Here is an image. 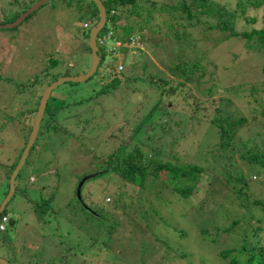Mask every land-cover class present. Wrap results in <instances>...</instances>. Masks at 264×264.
Instances as JSON below:
<instances>
[{
    "label": "rangeland",
    "instance_id": "374dc122",
    "mask_svg": "<svg viewBox=\"0 0 264 264\" xmlns=\"http://www.w3.org/2000/svg\"><path fill=\"white\" fill-rule=\"evenodd\" d=\"M12 1L0 0V23L4 15L9 16L7 19L10 20L11 13L5 9H10L8 2ZM53 1L56 2L53 6L55 9L46 3L32 12L29 19L18 26V29L0 30V204L7 194H4L3 186L9 183L5 172L9 168L8 165L16 162L26 145L28 138L23 136L25 127L22 128V124L26 120L32 127L35 114L31 116L30 113H36L39 92L41 96L47 85L60 77L84 74L91 62L90 53L85 50V46L88 31L97 23L95 14L90 13L94 12V9L83 7L84 3L79 4L77 0L72 3H69L71 0ZM150 1H155L156 7L160 2L174 3V0ZM224 2L234 4L236 0ZM118 13L125 18L126 26L130 21L133 24L135 18L127 8L118 10ZM161 14L163 16L157 13L144 24L143 33L139 26L135 33L137 36L144 34L146 38L157 36V43L161 44V48L148 49L134 64L128 61H131L130 56L128 60L124 59V70L120 73L124 78L112 73L116 62L123 59L120 58V53L119 58H115L111 53L108 55L103 51L104 64L99 66L92 77L82 83H64L52 92L37 139L31 147L33 149L16 176L15 183L19 188H16L17 192L5 207L6 216L2 219L8 220L4 224L5 231H0L1 259L9 264H52L65 256L68 247L80 242L82 232H98L91 224V216L85 211L86 203H80L77 199L76 188L79 181L85 176L99 173L97 178L85 181L81 195L88 201L100 202L103 199L109 205L112 202L109 194L104 198L101 195L102 188L113 183L107 181L108 173L102 170L105 156L111 150H118L121 141L128 142L129 148L137 144L144 154L150 149L148 144L156 142L151 139L156 140L157 134L163 135L168 131L171 136L165 137L167 141L158 140L155 144L158 147L155 149L161 150L164 156L169 153L176 154L180 163L205 166L197 187L186 201L172 200L160 204V209L175 220L166 219L162 223L163 226L160 225L151 236L146 232L143 243L138 244V240L133 237L134 233L140 237L139 227L131 226L121 232L132 238H129L133 242L132 248L126 240L116 245L103 242L100 247L102 250L104 247H110V253L104 252L98 257L89 256L85 264H138L140 253L146 246L153 243L156 250L162 242L179 244L187 251L190 258L183 264H227L226 260L220 257V251L237 245L233 231L222 230L235 219L234 214L239 213L237 209H233V215L226 218L229 209L227 206L243 194L242 184L231 180L226 187L222 181L229 174L228 170L238 176L243 174L245 178L255 177L257 182L249 183L248 198L241 201L248 203L249 198L264 199V168L242 161V148L238 150V140L242 139V135L247 137L258 131V134L264 136V117L248 110L250 105L244 103L249 102L251 97L248 90L244 91L242 98H239L238 102L235 100L234 105H229L230 109L226 108L221 114L231 123V141L225 146L224 153L225 150H221L218 145V131L210 123V119L207 121L203 116L191 117V109L184 105L181 97L173 98L172 102H169L166 97H160V89L153 84L157 80L170 79L169 70L172 65L189 64L186 60L196 55V49L204 50L215 66L210 65L202 73L203 78L199 82L190 84L192 91L195 92L198 83V88H204L217 79L224 85H240L242 89L262 85L260 90L263 96L258 98L264 106V79L257 77L258 69L255 71L264 65V53L242 41L239 42L240 48H237L235 38L224 41V35L217 31L205 33L208 41L195 39V36L201 35L204 27L194 26L193 34L189 36L191 44L177 57L173 51L175 39L169 29L172 22L165 13ZM263 14L262 9L252 8L247 11L248 16L256 18L258 28ZM237 18L234 25L236 30L240 31L242 19ZM84 22L89 23L88 29L83 28ZM160 28L162 31L158 33L161 36L159 38L157 32ZM105 31L106 27L98 33V38H101ZM122 33L123 30L120 29L119 34ZM181 37L183 38V35ZM108 44L111 48L112 41L109 40ZM141 46L143 47L142 44ZM228 48L238 55L237 61L240 60V64L252 69L251 73H242L241 80H229L236 69H225L226 66H231L230 55L225 52ZM50 57H59L55 69L58 71V77L55 80L51 74L44 76L43 73L48 67ZM209 74L211 81L206 84L204 81ZM45 77L47 80H42ZM114 77L121 81L114 82ZM36 83L39 86L35 87ZM168 83L171 84L167 80V86ZM195 94L201 99H209L207 104H203L209 108L214 106L216 97L223 96L222 89L218 95ZM160 99L165 105L159 104ZM234 106L238 108L235 120L241 117L240 114L247 117L246 128H242V124L234 122L228 115L235 112ZM41 134L44 136H40ZM165 136H168V133ZM260 150L264 153V140ZM32 178L34 180L30 181ZM130 193L131 190L128 189V194ZM163 196L178 197L167 191ZM179 199L184 200L180 197ZM145 209L147 208L142 207L139 210L142 220L145 218ZM251 209L255 217L262 216L260 206H253ZM179 210L182 211L181 216L177 214ZM100 211L111 214L109 210ZM120 212L121 210H113L112 213ZM122 213L123 215H120L125 218L123 229L129 220L143 225L139 224L135 217L137 210L131 213L125 209ZM80 224L84 228H80ZM177 227L183 230L177 233ZM121 232L119 230L114 234L116 241L119 239L116 234L121 235ZM182 234L186 237H180ZM79 247L80 245L76 250ZM35 251L36 259L32 257ZM154 256L155 253L151 257ZM145 264L156 262L146 259Z\"/></svg>",
    "mask_w": 264,
    "mask_h": 264
},
{
    "label": "trees",
    "instance_id": "16d2710c",
    "mask_svg": "<svg viewBox=\"0 0 264 264\" xmlns=\"http://www.w3.org/2000/svg\"><path fill=\"white\" fill-rule=\"evenodd\" d=\"M36 1L37 0H13L12 2H8L11 7H8L10 9L6 8L5 10L10 11L11 18L8 20L7 18L9 16L4 15V19L0 24L15 21L20 14L26 11ZM50 1L48 3L52 5L51 7L53 9H55L53 6L56 2L53 0ZM77 1L79 4L80 2L84 3L83 7H90L94 9V12L90 13L93 15L95 14L98 21V12L91 0H89V2H85V0ZM72 2L73 0L69 3ZM101 2L107 13V22L104 26L106 27V31L102 33L101 38H98L99 36L97 35L98 45H100L99 43L104 42V38L109 31L114 32L116 37L118 33V38L121 42H128V40L130 41V38L134 39L131 35H135L138 26L143 33L144 24H146L152 16L154 18L157 13L163 16L161 13H165L167 15L166 17L172 22L169 29L173 32L175 39V48L173 51L176 53L177 57H180V53L184 51L185 47L188 44H191L189 31L192 30L194 26L204 27L205 33H210L212 30L217 31L221 35H224V41L235 38L237 48H240L239 42L242 41V43L244 42L247 46L253 47V49L264 53V14L263 18L260 19L259 28L257 27L258 24L256 23V18L247 15V11L252 8L264 10V0H236L234 4H229L224 2V0H174V3L160 2L158 7H156L155 1L151 2L150 0H101ZM14 6L16 7L14 8ZM125 8H127L131 15L135 18L133 24L132 21H130L127 26L125 24V18H122L118 13V10H123ZM143 8L145 13H143ZM30 16L31 14L24 21L29 19ZM236 16L242 19V28L240 31H237L234 25L238 19ZM157 19H159L158 16ZM22 23L20 25H22ZM104 27L102 28L103 30ZM15 28L18 29V27ZM120 29L123 30L121 35L117 32L118 30L120 31ZM161 31L162 30L160 28L158 33ZM182 35L183 38L181 37ZM158 36L159 38L161 37L159 34ZM136 38V43L142 44L145 49H150L152 47L161 48V44L158 45L157 43V36L152 37L151 35L146 38L144 37V34H141ZM149 39L151 40L145 41ZM85 48V50L89 52L87 45ZM100 51L101 54H103L104 49L100 47ZM123 52H125V50H123ZM225 52L230 55L231 62V66H226L225 69H236V71L232 70L234 74L229 80H241L242 73L246 74L252 72L250 67L247 68L245 64L239 63L240 60L237 61L238 55L235 54L231 48H228ZM195 53L196 55H194L192 59L186 60L189 64L172 65L169 70L171 78H167V80L171 82V84L168 83L169 86L166 85L167 80H157L153 85L160 89V97H166L169 102H172L173 98L181 97L184 101V105L190 107L192 113L191 117L197 116L200 118V116H203L207 121L210 119V123L213 124L218 131V145H220L221 150H225L224 153H226L225 146L231 141V123L230 120L221 116L223 110H226V108L230 109L228 106L234 105L235 100L238 102V99L243 96L242 93L248 90V94L251 99L246 103H244V99H242V102L250 105L248 110L254 113H259L261 117H264V106L258 98L263 96L260 90L262 85H253L247 89H242L240 88V85H224L220 83L219 79H217L214 83H211L210 86L204 88H198V83L194 92L192 91L190 84L194 81L199 82V80L203 78L202 73L208 69L210 65H212V67L215 66L211 63L213 60H210L206 56L204 50L198 51L196 49ZM123 58L128 60L129 56L124 54ZM128 61L130 62V60ZM58 62L59 57H50V62L47 65L48 67L43 70L44 76L51 74V77H54L55 80L58 77V71L55 70L58 66ZM257 69V77L260 80L264 79V65L256 68L255 71ZM119 77L124 78L122 74H120ZM45 79L47 80V77L42 80ZM180 79L183 81H180ZM112 80L118 83L121 81L120 79H117V77ZM209 81H211L210 74L204 82L207 84ZM112 84L114 87L116 86L114 83ZM37 86H39V84L36 83L35 87ZM221 89L223 96L220 95L219 98L216 97L213 104L214 106L211 108L203 105L207 104L209 99H201L200 96L195 94L198 93L203 96H211L212 94L218 95L220 94ZM34 96H36L35 93ZM38 98H40V92L38 94ZM159 104L165 105L163 104L162 99H160ZM240 106H242V103H240ZM234 110L235 112L227 114L231 116V119H233L234 122L242 124V128H246L245 123L247 122V117L240 114L241 117L238 120H235L236 114H238V108L234 106ZM30 114L31 116L34 115L35 111ZM26 122L27 121L25 120V124H22V128L23 126L25 127L23 129V136L27 139L31 131V125H29V121L27 122L28 124ZM167 133L168 136H165ZM40 136H44V134H41ZM170 136L171 133L168 131L163 135L157 134L156 140L151 139V141L156 142L148 144L151 150L149 149V151L144 152V154L141 153L140 147L137 144L129 148L128 142L121 141L122 143L120 142L118 150L115 149L113 152L111 150V152L105 156V159L103 160L105 163H102L104 164L102 170L108 173L109 178L107 181H112L113 183H111L110 186L102 188L101 195L102 198H104V196L109 194L112 198V202L108 205L103 201V199L99 202L95 200L88 201L84 198V196L82 198L81 189L85 181L80 189L79 199L80 203H86L85 211H87V213L91 216L90 218L93 221L91 224L98 229V232H82L80 242L76 243L75 246L68 247L65 256H62L63 258L54 261L52 264H85L87 262V258H90L89 256L98 257L100 254H104V252L110 253V247H104V250L100 247L103 242L116 245L126 240L128 246L132 248L133 242L130 241L132 238L123 235L121 232L122 230L127 228L130 229L131 226L135 228L139 227L140 237H137L136 233L133 234V237L135 240H138V244H141L145 240L146 236L144 234L146 232H149L151 236L152 233H155L156 229L159 228L166 219L175 220L174 217L169 218L165 212L160 209V204L164 201L171 202L172 200L177 202L186 201V199L189 198L197 187L201 175L204 173L206 168L205 166L196 164L180 163L176 154L169 153L164 156L161 150L157 151V149H155L158 147L155 145L158 140H161L162 142L167 141L165 137L169 138ZM263 137L264 136H262L261 133L258 134V131H256L253 135H248L247 137L246 135L245 137L242 135V139L238 140V150L242 148V161L249 163L251 166H261L264 168V153L260 150L263 145ZM127 141L129 140L127 139ZM160 147H162V145H160ZM231 148L236 149L234 147ZM32 149L33 148L30 150ZM19 158L20 155L18 156L16 162H18ZM16 162L8 165L9 168H7V171L5 172L7 180L9 179L10 173L16 166ZM228 173L229 174L224 177L222 183L226 187L229 185L231 180L238 184H242V194L245 197L242 195V197H238L235 202H230L227 206L229 209L227 211L228 214L226 218L233 215L231 213L233 212V209H237L239 213L234 214L235 219H232L229 226L223 228L222 232L233 231L237 246H232V248L222 250L219 255L223 260H226L227 264H264V199L250 200L249 198L248 203L241 201V199L248 198L247 196L250 191L249 183L257 181L256 179H251L250 176L245 178L243 174H240L239 176L236 173L231 174L229 170ZM98 175L99 173L95 174V177ZM3 187L5 194L8 191L9 185L6 184ZM16 188L19 187H16L15 183V190ZM128 189L131 190L130 194H128ZM166 191L168 193L172 192L178 197H164L163 194ZM15 192L17 191H14V193ZM179 197L184 200H180ZM253 206H260L262 208L261 217H255L253 215L251 209ZM142 207L147 208L145 209V218L143 220L140 218L141 213L139 212ZM116 209L121 210V212L113 214V210L117 212ZM125 209L129 210L131 213L133 210H137L138 214L135 215V217L138 219V223H143V225L140 226L129 220L126 222V227L123 229V220L125 218L121 215H123L122 212ZM100 210H109L110 212H108L111 214L101 213ZM4 212L5 210L0 214V218L5 214ZM181 213L182 211L180 210L177 212L180 216ZM80 228L84 227L80 224ZM139 229L136 231L137 233L139 232ZM119 230L121 235L116 234L119 236V239L116 241L114 234ZM182 230L183 229L179 230L177 227V233ZM2 231H5V227ZM180 237H186V235L182 234ZM79 245L80 247L76 250ZM158 246L159 247H157L156 250L153 248V243L146 246L144 250H142V253H140L141 256L139 257L140 260L138 264H145L146 259L153 260L156 264H183L190 258L187 255V251L179 244L172 245L170 242H162L159 243ZM35 253L36 251L32 257L36 259ZM153 253H155V260L151 257L153 256ZM72 257L76 260H72ZM35 264L40 263L35 262Z\"/></svg>",
    "mask_w": 264,
    "mask_h": 264
},
{
    "label": "water",
    "instance_id": "95a60500",
    "mask_svg": "<svg viewBox=\"0 0 264 264\" xmlns=\"http://www.w3.org/2000/svg\"><path fill=\"white\" fill-rule=\"evenodd\" d=\"M48 1L49 0H38V1H36L25 12H23L21 15H19V17L14 22L3 24V25L0 24V29H5V28L9 29V28H14V27L18 26L28 15H30L32 12L38 10L41 6L45 5ZM91 1L93 2V4L95 5V7L97 9L98 21L88 31V36H87V46L89 48L90 58H91L89 69L84 74L78 75L76 77H60L57 80L50 83L43 90V92L40 96V99H39V103L37 106V110L35 113V117H34V120L32 123L31 131L29 133L26 145H25L23 151L21 152L19 161L17 162L16 166L14 167L12 172L10 173L9 183H8V185H9L8 192L5 196L4 201L0 204V213L3 212L5 206L10 202L12 196L14 195L15 178L18 175L21 168L23 167L25 160L29 154V150L33 146V144L36 140L37 133L39 130V125H40V122L42 120V117H43V114L45 111V107H46L47 101H48L51 93L57 87H59L60 85H62L64 83H69V82H71V83H82V82H85L90 77H92L97 71V67H98V64L100 61V52H99V49L96 45V37L106 22V12H105V8H104L101 0H91ZM93 177H95V174L83 177L79 181L77 188H76L77 198H79V196H80V189H81V186L83 185L84 181L89 179V178H93ZM0 264H9V263L7 261H5L4 259L0 258Z\"/></svg>",
    "mask_w": 264,
    "mask_h": 264
},
{
    "label": "clouds",
    "instance_id": "9594fccd",
    "mask_svg": "<svg viewBox=\"0 0 264 264\" xmlns=\"http://www.w3.org/2000/svg\"><path fill=\"white\" fill-rule=\"evenodd\" d=\"M38 1V0H37ZM50 1V0H49ZM48 1V2H49ZM47 2V3H48ZM33 5V4H32ZM25 12V11H24ZM105 12H106V10H105ZM21 15V14H20ZM29 16V15H28ZM27 16V17H28ZM19 17V16H18ZM26 17V18H27ZM25 18V19H26ZM24 19V20H25ZM23 20V21H24ZM22 21V22H23ZM14 22V21H13ZM21 22V23H22ZM106 22H107V13H106ZM106 22H105V24H104V26L106 25ZM12 23V22H11ZM20 23V24H21ZM6 24V23H5ZM19 24V25H20ZM1 25H3V24H1ZM18 25V26H19ZM18 26H16V27H18ZM103 26V27H104ZM102 27V28H103ZM15 28V27H14ZM83 28H85V29H88L89 28V23H87V22H84V24H83ZM5 29H8V28H5ZM9 29H11V28H9ZM156 29V27L153 29V30H155ZM195 28H193L192 30H190V34H193L192 33V31L194 30ZM102 30V29H101ZM100 30V31H101ZM152 30V31H153ZM99 31V32H100ZM213 31V30H212ZM117 32H119V30L117 31ZM109 33H110V36L107 38V36H108V33H107V35L105 36V38H104V42L103 43H99L100 45H98L97 44V37H96V45H97V47H98V49H99V52H100V61H99V64H98V67H97V70H98V68H99V66H102L104 63L102 62L101 63V61H102V54H101V51H100V46H101V48H103L104 49V51H105V53H107L108 55L111 53V56L112 57H115V58H119V53H120V55H121V57L120 58H123V55L124 54H127L128 56H130V58H131V61H130V63H132V64H134V63H136L138 60H139V56L140 55H143L144 54V52H148V49H145L144 48V46L142 47L141 46V44L140 43H136L137 42V38L136 37H138L137 35H131V37H133L134 39H131L130 38V41H128V42H125V46H123V47H121V46H119V44L121 43V41H120V39L118 38V33H117V37H116V34L114 33V32H112V31H109ZM211 33V32H210ZM157 34H158V32H157ZM98 35V34H97ZM195 39H205V40H207V38H206V35H205V30H203L202 31V33H201V35L199 36V37H196L195 36ZM109 40H111L112 41V47L110 48L109 47V44H108V41ZM208 41V40H207ZM210 42V41H209ZM214 42V41H213ZM216 43H219V42H215V44ZM132 44H135L136 46H131ZM198 44V43H197ZM214 44V43H213ZM116 46H118V49H116ZM127 47V48H126ZM123 50H125V52H123ZM90 52V51H89ZM148 57V56H147ZM91 59V58H90ZM123 60H124V58L123 59H121V60H119L120 62H116V64H115V66H114V69L112 70V73L115 75L116 74V76H119L120 75V73L124 70V63H123ZM115 78V77H114ZM113 78V79H114ZM51 95H52V93H51ZM51 95H50V97H51ZM50 97H49V99H50ZM48 99V100H49ZM48 102V101H47ZM47 105V104H46ZM45 109H46V107H45ZM45 112V111H44ZM44 115V114H43ZM43 118V117H42ZM41 123V122H40ZM39 131V130H38ZM38 134V133H37ZM29 136V135H28ZM37 138V137H36ZM29 152H30V150H29ZM29 155V154H28ZM28 157V156H27ZM25 164V163H24ZM88 176H90V175H88ZM86 177V176H85ZM94 178V177H93ZM89 179H91V178H89ZM34 179L32 178L30 181H33ZM86 181V180H85ZM82 187V186H81ZM77 196V195H76ZM77 199H80V196H79V198H77ZM6 207V206H5ZM4 210H5V208H4ZM3 210V211H4ZM2 213V212H1ZM0 213V214H1ZM4 216H6V214H4L2 217H1V219L2 218H4ZM7 220H8V218L7 219H2V220H0V231L2 232V230L4 229V224L5 223H7ZM6 261V260H5Z\"/></svg>",
    "mask_w": 264,
    "mask_h": 264
},
{
    "label": "bare ground",
    "instance_id": "6f19581e",
    "mask_svg": "<svg viewBox=\"0 0 264 264\" xmlns=\"http://www.w3.org/2000/svg\"><path fill=\"white\" fill-rule=\"evenodd\" d=\"M128 41H129V40H128ZM119 46L123 47V46H125V43L121 42V43L119 44ZM131 46H136V45H135V44H132Z\"/></svg>",
    "mask_w": 264,
    "mask_h": 264
},
{
    "label": "built area",
    "instance_id": "2783aa9c",
    "mask_svg": "<svg viewBox=\"0 0 264 264\" xmlns=\"http://www.w3.org/2000/svg\"><path fill=\"white\" fill-rule=\"evenodd\" d=\"M110 36V33H108V36H107V38ZM116 49H118V46H116ZM253 179H255V177H253Z\"/></svg>",
    "mask_w": 264,
    "mask_h": 264
}]
</instances>
